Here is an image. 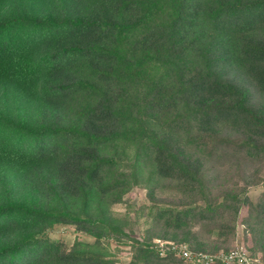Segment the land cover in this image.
<instances>
[{"label": "trees", "instance_id": "1", "mask_svg": "<svg viewBox=\"0 0 264 264\" xmlns=\"http://www.w3.org/2000/svg\"><path fill=\"white\" fill-rule=\"evenodd\" d=\"M7 1L0 264H117L110 241L130 244L128 264H190L154 240L228 252L244 207L264 251V192L220 183L264 166V0H48L41 15ZM140 186L141 239L112 212ZM56 225L95 242L68 249L46 236Z\"/></svg>", "mask_w": 264, "mask_h": 264}, {"label": "rangeland", "instance_id": "2", "mask_svg": "<svg viewBox=\"0 0 264 264\" xmlns=\"http://www.w3.org/2000/svg\"><path fill=\"white\" fill-rule=\"evenodd\" d=\"M14 2L15 0H8L6 7L2 12L5 14L8 13L7 10H14V12L19 11L24 14H45V11L47 10L46 6L48 0H18L19 5H16ZM16 6H19V8H17ZM7 109L10 112L12 110H16L12 105H9ZM30 110H32L31 107L23 106L22 110L20 111L23 112ZM1 112L3 113L7 111L2 109ZM258 170L260 171L258 172ZM258 170L257 168H254L246 163H237L235 164L233 169H229L228 174H222V180L220 181V183L223 187L234 186V188L238 185H245L248 182L255 183L253 186H250L248 193L251 200L254 203H257L258 198L264 192V166H261ZM158 199L163 201H170L173 200L174 197L170 194L160 193L158 195ZM150 204L151 202L148 198V191L146 190V188L142 186L134 187L130 192L126 194L123 203L112 206V212L116 218L122 220L127 219L128 225L126 226V231L130 232L132 237L141 239L144 238L145 231L149 228L151 223V219L149 217L150 213L147 209H145V206H148ZM248 215V207H244L241 210L237 221L236 235L230 244L231 248L244 243L254 255L261 257L264 261V251H256L255 239L252 233L248 230V227L245 223L246 217ZM196 230L201 234H205V231L201 225H198L196 227ZM46 233V236L49 239L63 243L68 249H71L75 242H83L89 244H93L95 242L94 238L86 234L76 232L75 228L69 225H56L54 227H51ZM159 240L160 239H155L154 241L156 243V241ZM160 241L167 242L164 240ZM105 244H107V242H105ZM110 244L112 246V250H114L116 247H121L122 249L121 251H117V253L114 254L115 259L118 261L117 264H128L132 257V254L130 253V244L128 243L118 245L114 241H110Z\"/></svg>", "mask_w": 264, "mask_h": 264}, {"label": "built area", "instance_id": "3", "mask_svg": "<svg viewBox=\"0 0 264 264\" xmlns=\"http://www.w3.org/2000/svg\"><path fill=\"white\" fill-rule=\"evenodd\" d=\"M157 243L162 249L167 246L168 249L190 264H215L216 262L224 264H264L262 258L254 255L244 243L233 247L228 252L221 251L213 255L194 253L186 245H176L173 242H162L159 240ZM164 251L162 250V252Z\"/></svg>", "mask_w": 264, "mask_h": 264}]
</instances>
